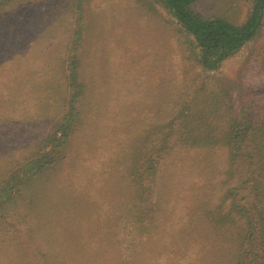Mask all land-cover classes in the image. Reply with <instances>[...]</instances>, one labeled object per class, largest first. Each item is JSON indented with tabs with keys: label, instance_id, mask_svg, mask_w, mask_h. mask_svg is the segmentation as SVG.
<instances>
[{
	"label": "rangeland",
	"instance_id": "374dc122",
	"mask_svg": "<svg viewBox=\"0 0 264 264\" xmlns=\"http://www.w3.org/2000/svg\"><path fill=\"white\" fill-rule=\"evenodd\" d=\"M262 24L214 65L161 0H0V264L264 261Z\"/></svg>",
	"mask_w": 264,
	"mask_h": 264
},
{
	"label": "trees",
	"instance_id": "16d2710c",
	"mask_svg": "<svg viewBox=\"0 0 264 264\" xmlns=\"http://www.w3.org/2000/svg\"><path fill=\"white\" fill-rule=\"evenodd\" d=\"M198 0H161L162 5L169 10L172 17L177 21L183 30L188 33L196 43V45L207 54L212 53L211 58H214L213 64L218 65L222 60L230 57L233 53L240 50L244 45L251 42L263 25L264 15V0H253L251 11L247 21L239 26L233 25L222 18H214L212 20H202L192 14L189 10L190 6ZM208 54V55H209ZM71 75V70L68 73L67 79ZM264 127L254 128L257 134ZM264 150V144L262 146ZM18 174L16 175V177ZM24 177H19V181ZM24 180L19 183L21 188ZM23 194V190L16 192ZM247 232L255 230L248 222L246 223ZM257 229H261L260 227ZM261 231H263L261 229ZM254 232V231H253ZM264 232V231H263ZM253 233H251V236ZM264 237V236H263ZM263 247V244L261 245ZM257 250V249H256ZM255 252V251H253ZM241 264H264L263 260H259L258 254L253 257L249 263Z\"/></svg>",
	"mask_w": 264,
	"mask_h": 264
}]
</instances>
